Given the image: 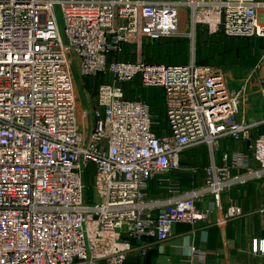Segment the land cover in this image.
<instances>
[{"label":"built area","instance_id":"obj_1","mask_svg":"<svg viewBox=\"0 0 264 264\" xmlns=\"http://www.w3.org/2000/svg\"><path fill=\"white\" fill-rule=\"evenodd\" d=\"M184 6L194 26L264 37V0H0V264H125L132 250L147 253L146 238L169 237L175 222L208 219L199 196L262 176L264 116H238L248 82L235 91L222 68L194 57H120L126 43L138 50L145 39L179 34ZM72 65L100 77L87 123ZM136 78L163 88L165 131L154 128L148 100L127 95L124 83ZM259 78L264 103V73ZM260 125L249 152L228 149L216 162L220 138L249 139ZM200 143L212 152L203 186L150 198L149 181L180 168L182 153ZM242 212L231 204L218 221ZM253 249L264 253V239ZM191 255L178 264H206L205 250L192 246Z\"/></svg>","mask_w":264,"mask_h":264},{"label":"crops","instance_id":"obj_2","mask_svg":"<svg viewBox=\"0 0 264 264\" xmlns=\"http://www.w3.org/2000/svg\"><path fill=\"white\" fill-rule=\"evenodd\" d=\"M183 9L189 11V8L184 6L181 13ZM146 40L152 39L144 41ZM141 46L137 50L135 44L126 43L121 54H126L125 58L132 60L140 56L145 58ZM132 53L135 54L134 57L131 56ZM262 70L263 68L260 72ZM127 95L139 96L128 93ZM259 127L255 136L262 130L263 125ZM247 140L225 142L220 138L214 151L216 162L222 161V154L228 149L238 148L249 152ZM206 146L205 143H200L189 147L181 155L180 168L158 173L152 178L148 186L149 197L168 199L193 188L202 187L206 179L205 166L211 161L210 153L208 158H205ZM190 150L203 154V157L193 161L186 160L185 154ZM249 161L251 166H257L253 158L250 157ZM244 170L245 168L241 169ZM173 186H177L178 189L175 190ZM196 204L202 209L211 210L208 219L175 222L169 237L164 240L146 238L147 253L143 254L134 249L126 257L125 264H178L191 259L192 246L205 250L206 264H264V253L253 249L255 240L264 239V173L262 176H253L244 183L234 184L219 194L207 192L196 199ZM231 204L240 205L243 209L242 214L219 223L218 220L224 210ZM97 264L108 263L104 259H99Z\"/></svg>","mask_w":264,"mask_h":264},{"label":"rangeland","instance_id":"obj_3","mask_svg":"<svg viewBox=\"0 0 264 264\" xmlns=\"http://www.w3.org/2000/svg\"><path fill=\"white\" fill-rule=\"evenodd\" d=\"M54 10L62 29V15L59 5H55ZM181 17L182 22H180L179 34L144 41L141 46L144 56L148 54H151V56L158 55L160 57L154 60L164 62H185L194 57L196 60L207 61L206 64L222 68L226 72L229 85L233 90H238L245 82H248L249 94L244 101L243 109L238 114L239 118L244 117L247 120L261 118L264 114V103L261 93L256 90V84L259 83V75L264 73V68L260 72V70L256 71L257 68L255 69V67L264 56V37L226 35L220 33L222 30L211 32L203 22L194 26L191 12L187 9H183ZM131 51L136 52L135 50ZM132 54L131 56L134 57L135 54ZM120 56L126 57V54H120ZM72 69L78 102L80 106L89 108L88 117L85 118V123H87L88 119H93L94 89L100 77L96 76L94 80L93 76H82L78 72L76 65L75 69L74 65ZM124 87L126 93L139 95L138 97H143L152 104L153 112L156 114L154 117L157 121L154 128L159 132L165 131L168 121L165 116L163 88L157 85L144 86L139 78L125 82ZM259 128L255 127L252 129L251 137L247 140L249 141L247 144L248 150L249 144L252 143ZM221 140L225 142L234 141L230 137H222ZM205 144L208 146H206L204 154L207 159L209 153L212 154V152L209 145ZM191 151L185 154L186 160L193 161L203 157V154ZM93 170L94 165L90 162L84 172V180L87 185L86 193L89 200L94 194ZM95 200L98 201L99 197L97 196Z\"/></svg>","mask_w":264,"mask_h":264},{"label":"trees","instance_id":"obj_4","mask_svg":"<svg viewBox=\"0 0 264 264\" xmlns=\"http://www.w3.org/2000/svg\"><path fill=\"white\" fill-rule=\"evenodd\" d=\"M220 33H224V32H223V31H220ZM224 34H225V33H224ZM259 37H260V36H259ZM152 40H153V39H152ZM150 56H151V54H150V55H149V54L146 55V56H145V59H146V60H154V59H157V58L160 57V56H158V55H157V56L155 55L156 58H151ZM197 61H198V62H202V63H207V61H205V60H201V59H197Z\"/></svg>","mask_w":264,"mask_h":264}]
</instances>
